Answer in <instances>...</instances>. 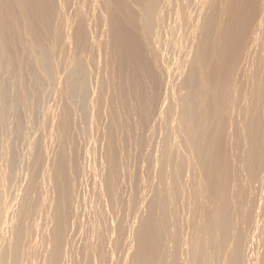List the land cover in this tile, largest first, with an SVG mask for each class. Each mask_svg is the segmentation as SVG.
Masks as SVG:
<instances>
[{"label": "bare ground", "instance_id": "obj_1", "mask_svg": "<svg viewBox=\"0 0 264 264\" xmlns=\"http://www.w3.org/2000/svg\"><path fill=\"white\" fill-rule=\"evenodd\" d=\"M0 264H264V0H0Z\"/></svg>", "mask_w": 264, "mask_h": 264}, {"label": "rangeland", "instance_id": "obj_2", "mask_svg": "<svg viewBox=\"0 0 264 264\" xmlns=\"http://www.w3.org/2000/svg\"><path fill=\"white\" fill-rule=\"evenodd\" d=\"M173 51H174V49H173V50H168V51H167V55L170 53L169 57H170V58L172 57V60H171V61H172V62L174 61V63H175V61H176V55H174V54H175V53H174L175 51H174V52H173ZM172 52H173V53H172ZM172 54H173V56H171ZM170 58H169L168 61H167V62H169V63L167 64L168 67H169L170 65H173V66L175 67V64H173V63L170 61ZM173 58H175V59H173ZM170 63H171V64H170ZM169 64H170V65H169ZM173 66H172V67L170 66V67L173 68ZM170 67H169V68H170ZM90 121H91V120L88 119V121H87V123H86V129L88 128V132H89L91 135L88 134V132H87V135H86V139H85V140L87 141V143L89 142V145L93 146L92 143H91L93 137H92V138L90 137V136H92L93 134H92V130H90V129H92V128L94 129V127H91V126H92V122L90 123ZM89 123H90V124H89ZM88 135H90V136L88 137ZM88 139H89V140H88ZM90 140H91V141H90ZM86 141H85V143H86ZM257 245H258V244H254L255 247L253 246V250H252V252H253L254 254H258V253H259V250H261V248H257V247H260L259 245H258V246H257ZM254 248H255V249H254ZM257 249H258V250H257ZM255 250H256L257 252H256ZM255 252H256V253H255Z\"/></svg>", "mask_w": 264, "mask_h": 264}]
</instances>
